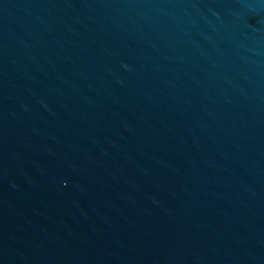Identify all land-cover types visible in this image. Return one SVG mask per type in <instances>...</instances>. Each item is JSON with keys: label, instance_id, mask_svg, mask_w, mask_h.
I'll use <instances>...</instances> for the list:
<instances>
[{"label": "water", "instance_id": "95a60500", "mask_svg": "<svg viewBox=\"0 0 264 264\" xmlns=\"http://www.w3.org/2000/svg\"><path fill=\"white\" fill-rule=\"evenodd\" d=\"M0 264H264V0H0Z\"/></svg>", "mask_w": 264, "mask_h": 264}]
</instances>
